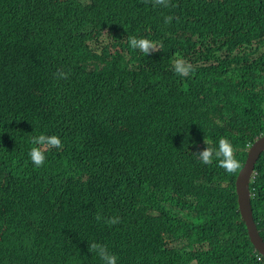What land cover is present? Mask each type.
<instances>
[{
  "label": "trees",
  "instance_id": "trees-1",
  "mask_svg": "<svg viewBox=\"0 0 264 264\" xmlns=\"http://www.w3.org/2000/svg\"><path fill=\"white\" fill-rule=\"evenodd\" d=\"M41 134L63 147L37 167ZM262 136L264 0H0V264H103L91 242L118 264H264L237 192ZM222 137L232 174L197 155ZM251 190L264 238V152Z\"/></svg>",
  "mask_w": 264,
  "mask_h": 264
},
{
  "label": "clouds",
  "instance_id": "clouds-1",
  "mask_svg": "<svg viewBox=\"0 0 264 264\" xmlns=\"http://www.w3.org/2000/svg\"><path fill=\"white\" fill-rule=\"evenodd\" d=\"M149 0H145L148 3ZM153 6L169 7L170 0H151ZM174 17H165V23L170 24ZM129 45L133 49H138L146 56L153 52L160 51L163 47L162 44H158L155 41L147 38H137L135 36L128 37ZM174 72L181 77H189L191 73L195 71L194 65L182 57L177 56V59L173 63ZM58 77L61 79L67 78L68 73L58 72ZM31 144L33 147L30 149L29 155L33 164L37 167L44 166L46 162V153L53 148H62L63 143L57 135H45L41 134L38 137L31 138ZM204 143L207 147L200 151L197 155L201 162L205 165L213 163V159L219 161V167L223 168L227 173L232 174L237 172L241 168L240 162L236 159V149L233 147L229 139L222 137L219 140L218 150L209 145V141L205 139ZM249 147H252L249 145ZM241 171V170H240ZM240 174V173H239ZM97 221L103 219L109 226H114L120 223L119 217L102 218L99 214L96 216ZM89 251L98 256L103 264H118V256L111 253L108 250L107 245L91 242L89 243ZM257 260H264V254L258 255Z\"/></svg>",
  "mask_w": 264,
  "mask_h": 264
},
{
  "label": "water",
  "instance_id": "water-1",
  "mask_svg": "<svg viewBox=\"0 0 264 264\" xmlns=\"http://www.w3.org/2000/svg\"><path fill=\"white\" fill-rule=\"evenodd\" d=\"M263 152L264 136L259 138L249 149L247 161L237 179V192L241 214L247 224L249 235L255 245V249L261 254H264V238L260 235L258 225L255 221L251 185L256 173L258 161Z\"/></svg>",
  "mask_w": 264,
  "mask_h": 264
},
{
  "label": "rangeland",
  "instance_id": "rangeland-1",
  "mask_svg": "<svg viewBox=\"0 0 264 264\" xmlns=\"http://www.w3.org/2000/svg\"><path fill=\"white\" fill-rule=\"evenodd\" d=\"M89 1V0H88ZM127 66L126 65H122L121 66V70H126ZM200 83V81L198 82V84Z\"/></svg>",
  "mask_w": 264,
  "mask_h": 264
}]
</instances>
